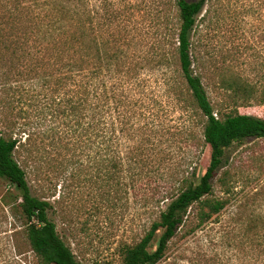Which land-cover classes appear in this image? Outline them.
<instances>
[{
	"label": "trees",
	"instance_id": "trees-1",
	"mask_svg": "<svg viewBox=\"0 0 264 264\" xmlns=\"http://www.w3.org/2000/svg\"><path fill=\"white\" fill-rule=\"evenodd\" d=\"M207 1L44 2L49 14L47 23L39 25V40L48 42V60L41 62L48 69L38 71L37 84L49 91L46 106L37 110L38 120L32 121L29 110L21 106L19 112L24 116L19 117L24 122L0 128V179L6 183L1 202L4 210L17 212L22 219L19 228L36 264L82 263L50 219V200L32 194L28 165L24 167L18 161L17 154L28 152L32 140L45 142L56 164L64 170L83 158L88 160L93 166L88 180L98 179L99 192L106 199L120 196L128 185L135 196L144 191L140 197L145 207L168 201L138 241L121 246V264H155L161 260L194 203L203 202L207 207L197 212L201 225L219 215L231 199L235 201L236 194L227 186L231 173L228 169L221 171L218 181L229 197L201 199L212 193V180L226 166L225 155L230 146L249 138H264V117L240 112L214 115L200 77L193 72L191 57V33ZM143 43H150V59L158 55L157 61L164 66L160 85H164L166 94L176 89L178 100L190 99L200 112L202 145L208 146L210 155L196 183H192L195 170H189L191 160L185 158L174 167L175 172L163 182L165 185L154 183V175L163 171L156 162L164 151L160 146L162 136L170 131V126L158 118L156 100L149 96L150 74L147 70L143 74L149 60L148 54L141 51ZM175 61L176 69L170 68ZM33 101L29 98L26 103L32 105ZM15 129L28 133L22 139L14 136ZM176 131L187 143L195 140L201 147L190 122L181 124ZM129 140L131 147L127 146ZM48 149L46 152L50 153ZM79 164L83 166L82 162ZM126 172L128 181L124 180ZM232 218L242 229L243 237L255 244L258 264H264V212L236 210ZM159 230L156 246L150 250Z\"/></svg>",
	"mask_w": 264,
	"mask_h": 264
},
{
	"label": "rangeland",
	"instance_id": "rangeland-1",
	"mask_svg": "<svg viewBox=\"0 0 264 264\" xmlns=\"http://www.w3.org/2000/svg\"><path fill=\"white\" fill-rule=\"evenodd\" d=\"M44 2L47 0H0V128L24 122L19 117L24 116L19 112L21 106L29 110L31 121L38 120L37 110L46 106L49 91L37 84L38 71L48 69L45 64L41 66L48 60V42L39 40V25L47 23L49 14ZM191 42L193 72L200 77L215 114L221 117L240 112L264 117V0H208L197 16ZM140 48L147 55L150 43ZM150 57L148 54L149 63L143 67V74L145 70L150 74L149 96L156 100L158 118L170 126L162 136L160 146L164 151L156 162L163 171L154 175V183L165 185L163 182L172 178L174 167L184 158L191 160L189 170H195L192 183H196L210 155L208 146L202 145L200 112L190 99L178 100L176 89L166 94L164 85H160L164 66L157 61L158 55ZM176 63L170 68L176 69ZM29 98L34 100L32 105L26 103ZM189 122L201 147L195 140L187 143L176 131ZM27 133L15 129L14 136L24 139ZM47 146L39 139L32 140L28 152L17 154L18 161L24 167L28 165L32 194L50 200L49 217L82 264H121V246L138 241L168 201L145 207L140 197L144 191L135 196L128 185L120 196L108 200L99 192L98 179L88 180L93 172L88 160L80 161L82 167L78 162L64 170ZM127 146H132L131 140ZM62 154L68 156L65 151ZM225 157L226 166L212 180V193L201 200L229 197L218 181L221 171L228 169L227 186L236 194L235 201L231 199L219 215L201 225L197 212L207 207L203 202L194 203L155 264H258L255 244L243 237L232 214L236 210L264 212V138L236 142L226 150ZM126 175L124 180L128 181ZM5 186L0 179V264H24L23 260L36 264L19 228L22 219L17 212L4 210L1 195ZM159 235L160 230L150 250Z\"/></svg>",
	"mask_w": 264,
	"mask_h": 264
},
{
	"label": "built area",
	"instance_id": "built-area-1",
	"mask_svg": "<svg viewBox=\"0 0 264 264\" xmlns=\"http://www.w3.org/2000/svg\"><path fill=\"white\" fill-rule=\"evenodd\" d=\"M214 115H216V114L214 113Z\"/></svg>",
	"mask_w": 264,
	"mask_h": 264
}]
</instances>
